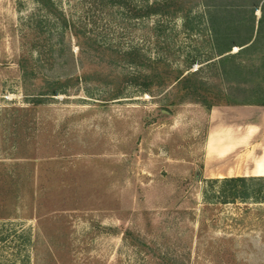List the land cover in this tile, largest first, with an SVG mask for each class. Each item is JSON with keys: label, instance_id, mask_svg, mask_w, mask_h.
Listing matches in <instances>:
<instances>
[{"label": "rangeland", "instance_id": "374dc122", "mask_svg": "<svg viewBox=\"0 0 264 264\" xmlns=\"http://www.w3.org/2000/svg\"><path fill=\"white\" fill-rule=\"evenodd\" d=\"M51 1L0 0V264H264V183L205 159L214 108H264L256 0Z\"/></svg>", "mask_w": 264, "mask_h": 264}, {"label": "crops", "instance_id": "0c3cea01", "mask_svg": "<svg viewBox=\"0 0 264 264\" xmlns=\"http://www.w3.org/2000/svg\"><path fill=\"white\" fill-rule=\"evenodd\" d=\"M264 108L259 107H242V108H231L229 111L231 113H227V109L223 108H214L210 113V127L208 130L207 135V142L205 146V159H206V167H210V172L212 173V177L216 178H237V177H243V178H261L264 177V163L261 166H256L253 168V170H250L248 173L240 171V167L236 161L239 162L240 156H243L247 150H244L239 147H235L234 150L230 151L227 155V158H224L223 155H213L210 157L209 155V138L211 133L213 132H219L222 135H228L230 138H235L234 141L242 136H247L248 139L252 138V136H255V138L250 142L253 144L251 145L249 143L250 149L252 146L261 144L264 141V122L258 123V122H250L255 121V118L245 122L241 119V116H245L246 114H249V111L252 112V110H262ZM217 113V116L219 117V122H216L213 118V114ZM240 118V119H239ZM251 146V147H250ZM257 150V148L255 149ZM260 154V153H256ZM255 160V159H254ZM253 160V161H254ZM249 161V160H248ZM247 165H252L251 161L247 162ZM252 167H250L251 169ZM208 169V170H209ZM230 172H234V174L230 175ZM216 174L221 175L216 176Z\"/></svg>", "mask_w": 264, "mask_h": 264}, {"label": "trees", "instance_id": "16d2710c", "mask_svg": "<svg viewBox=\"0 0 264 264\" xmlns=\"http://www.w3.org/2000/svg\"><path fill=\"white\" fill-rule=\"evenodd\" d=\"M263 1L264 0H256V1H254L253 5L251 6L252 7V9H251V13L252 14L254 13V10H256V9H260L263 12L262 17L259 20L260 27H262V25L264 24V4H263V6H260V4ZM39 3L42 5V7H44L46 9V11H48V13L55 14L54 13V11H55L54 10V4L52 3L51 0H39ZM151 12H154V11H151ZM229 13L230 14L228 16H233V13H235V12L230 11ZM232 18L233 17H231V20H232ZM254 20H255V18H254ZM211 22H212V27L215 30V32H218L219 28H221L222 21L221 20H217L214 23V18L212 17ZM218 25H219V28H218ZM66 27H67V25H66ZM260 30H261V28H260ZM75 34H76V36H78L77 33H75ZM260 35H261V33H260ZM250 41L248 43H246L244 46H247V45L251 44ZM247 48H249V47H247ZM247 48H245V49H247ZM245 49H243V50H245ZM183 81L184 80L182 79L179 83H181ZM52 92L55 93L53 95L57 94V91H52ZM204 105L209 110H211L213 108V106H214L211 103H205ZM221 183L223 185H226V186H231L229 188V191H232V196L234 198L247 199V197H249V190H250V188L248 186L252 185V183H256V184L264 183V177H261V178H255V177H251V178H243V177L227 178V179H224V181H222ZM259 191L260 192L264 191V186Z\"/></svg>", "mask_w": 264, "mask_h": 264}]
</instances>
